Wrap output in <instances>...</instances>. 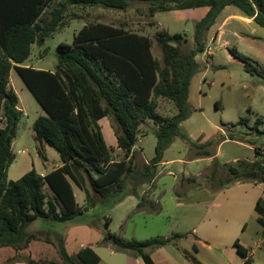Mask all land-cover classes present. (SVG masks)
<instances>
[{"label":"trees","instance_id":"obj_1","mask_svg":"<svg viewBox=\"0 0 264 264\" xmlns=\"http://www.w3.org/2000/svg\"><path fill=\"white\" fill-rule=\"evenodd\" d=\"M56 1L0 0V248L8 247L16 252L27 249L38 239L39 234L31 230L34 222H86L76 218L104 200L119 203L125 196L133 195L138 197L136 211L159 213L160 209L147 194L139 195V189L154 182L158 166L176 138L204 149L202 156H214L207 150L214 138L198 144L181 126L193 113L190 89L193 78L201 71L197 56L207 50L209 31L229 6L264 28V0H59L51 9ZM133 3L147 5L152 17L158 12L201 7H207L208 12L194 23L192 48L187 45L186 35L159 31L155 41L160 59L153 53L154 41L149 36L97 22L86 24L75 34L72 44H59L53 72L22 66L30 58L34 44L44 43L66 26L69 7L125 12ZM230 53L244 64L247 72L264 78L263 67L258 62L235 48ZM13 69L45 112L33 124L38 156L47 162L46 147H50L63 163L44 176L35 168L17 180L8 176L16 159L12 144L23 118L19 97L10 85ZM159 99L171 102L176 113L163 117L158 111ZM103 118L111 121L117 149L122 153L120 159L105 141L99 124ZM148 121L156 127L157 142L155 156L146 162L135 145L141 125ZM260 126L264 129L263 117L256 120L254 128ZM254 152L258 158L259 149L255 148ZM240 166L229 169L235 180L264 183V160L243 161ZM85 176L92 191L83 186ZM71 181L84 190L86 206L78 204ZM47 186L53 197L46 194ZM255 210L264 228V199H258ZM50 235L54 237L61 264L101 262L91 247L81 248L76 260L69 254L62 232L46 229L47 242L51 241ZM103 241L116 252H132L146 264H154L146 249L164 247L171 240L163 237L124 240L108 232ZM234 247L243 257L248 256L238 242ZM27 264L38 262L29 258Z\"/></svg>","mask_w":264,"mask_h":264},{"label":"rangeland","instance_id":"obj_2","mask_svg":"<svg viewBox=\"0 0 264 264\" xmlns=\"http://www.w3.org/2000/svg\"><path fill=\"white\" fill-rule=\"evenodd\" d=\"M58 1L53 3L51 9L57 6ZM206 11V8L172 10L158 12L152 17L147 5L140 3H133L129 10L122 13L101 7H69L65 14L66 26L52 34L44 43L34 44L30 58L22 66L53 72L57 65L59 44H72L75 34L85 24L97 22L123 26L129 31L149 36L154 41L153 53L160 59L156 34L161 30L170 34H184L188 38V47L192 48L194 23L204 17ZM74 14L82 19L77 20L73 17ZM216 31H220L221 37L214 40ZM208 47L212 50V56L209 53L197 56L201 71L191 85L189 101L193 113L181 126L198 144L199 141L214 138L213 145L207 150L213 155L218 153V159L210 162L207 156L200 155L204 149L191 147L185 140L176 138L164 158V161L173 160L174 163L158 167L153 187L148 184L139 189V195H150L152 203L160 209L158 215L147 210L136 211L138 197L129 195L119 203L104 200L86 215L78 216L76 221H86V226L39 220L31 226V230L38 233L39 237L31 242L30 254L22 251L14 255L9 249L7 253H0V264H10L18 258H24L27 262L32 255L38 260V264H61L53 235H50V242L45 239L46 229L57 230L65 235L68 252L76 260V252L80 248L96 246L108 232L124 240L146 241L165 237L170 232L159 229V226L168 222V216L176 212L178 198L185 203L202 201L206 196L205 190H217L239 182L231 174L230 167L240 168V162L243 161L250 163L264 160V133H260L264 129L263 126L254 128L256 120L264 118V78L257 73L247 72L244 64L230 53L231 49H237L242 55L258 62L264 72V28L247 18L239 9L228 7L219 15L210 31L207 37ZM10 79L11 86L19 97V107L25 113L19 123L17 138L12 144L16 159L8 173L10 180H17L32 170L34 165L38 172L52 171L61 159L52 148H49L47 162L38 156L33 139V124L44 111L15 69L11 71ZM158 104V111L163 117L176 113L171 102L159 99ZM155 128L151 121L141 125L140 138H143V142L139 145H143L144 155L150 160L155 156ZM115 138L113 131L111 137H106L107 144H116ZM255 148L260 152L258 158ZM115 155L120 159L122 153L115 149ZM198 157L200 161L189 162L191 158ZM82 183L85 189L92 191L86 176ZM74 186L78 204L86 206L84 190L75 183ZM245 186L246 190H253L252 186ZM231 190L243 192V184L235 185ZM45 192L48 196L52 195L48 187H45ZM177 192L179 195H176ZM219 206L221 205L218 204L217 207ZM100 254L105 262L112 261L114 257L109 248L101 250Z\"/></svg>","mask_w":264,"mask_h":264},{"label":"crops","instance_id":"obj_3","mask_svg":"<svg viewBox=\"0 0 264 264\" xmlns=\"http://www.w3.org/2000/svg\"><path fill=\"white\" fill-rule=\"evenodd\" d=\"M201 8H206L207 10L206 13L208 12L207 7H201ZM227 8L228 7H226L223 10V12ZM119 12L122 13L121 11ZM76 19L80 20L82 18L81 16H79ZM161 31H165V30H161ZM220 37H221L220 31H216L213 39L217 40ZM210 55L211 56L213 55L212 50ZM190 93H191V89H190ZM19 109L23 112L24 115L25 114L24 111L20 107ZM43 115H45V112L41 114V116ZM99 124L102 128V132L106 141V137L107 136L111 137L113 132L110 119L103 118L100 120ZM142 139L143 138H140L139 136V139L135 145V150H141L143 153L144 160L148 162L150 161V159H147L145 157L143 145H139V143L143 142ZM36 145L38 147L37 142ZM108 146L117 149L116 148L117 141L116 144H112ZM49 148L50 147H46V155L48 157V160H49ZM165 154L163 157V162L158 167L174 163L173 160L164 161ZM207 159L210 162L218 159V153H216L214 156L208 157ZM200 160L201 159L199 157L191 158L189 162L195 163ZM62 166L63 163L60 160V162L54 166L53 170L58 169ZM34 168L36 170L35 165ZM52 171L49 172L37 171V172L42 176H44ZM154 184H155V180L153 183H151L152 187ZM241 184H243V192L231 190V188L234 187L235 185H241ZM71 185L75 194V186L72 181H71ZM245 185L252 186L253 190L250 189L246 190L245 187L247 186ZM204 192L206 196L203 197L202 201H192L185 203L182 202L180 198H178L179 196L177 197L178 201L176 202V206H175L176 212L168 216L169 217L168 222H166L165 224L161 223L159 226V229L166 230L165 232H170L168 233L170 235H166L163 238H170L171 241L164 247L146 249V252L150 255L153 263L154 264H264V228L260 225L258 221V214L255 210L258 199L259 198L264 199V183L239 181L233 185L222 187L221 189L208 190V191L205 190ZM176 195H179V193L177 192ZM53 196L54 193L52 192V195L49 197H53ZM218 204L221 205L219 206V208L217 207ZM151 214L158 215L159 213H151ZM70 225L86 226L87 222L75 223ZM235 242H238V244L248 252V256L246 258L243 257L241 254H239L237 249L234 247ZM30 247H31V243L29 244L28 248L23 251H27V253L30 254ZM89 247L93 248L94 251L100 256L101 262L99 264H146L141 257L136 256L132 252H128V251L116 252L115 248L111 244L104 243V241H102L101 243H97L96 246L89 245ZM107 248H109L110 253L114 257H116V258L113 257L112 261L109 262H105L100 254L101 250H106ZM9 249L12 250V253L14 255L16 253H22V251L16 252L12 248H8V247L0 248V253H7ZM78 251L76 252V254L78 253ZM30 258L38 262V260L34 257V255L30 256ZM10 264H27V262L26 259L24 258H18L11 261Z\"/></svg>","mask_w":264,"mask_h":264},{"label":"built area","instance_id":"obj_4","mask_svg":"<svg viewBox=\"0 0 264 264\" xmlns=\"http://www.w3.org/2000/svg\"><path fill=\"white\" fill-rule=\"evenodd\" d=\"M205 53H209L210 54L211 53V48L208 47Z\"/></svg>","mask_w":264,"mask_h":264}]
</instances>
